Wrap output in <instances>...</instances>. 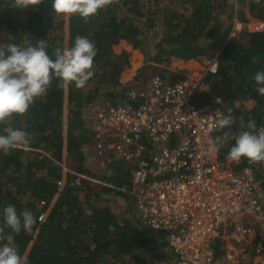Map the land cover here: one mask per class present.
Returning <instances> with one entry per match:
<instances>
[{
	"label": "trees",
	"instance_id": "1",
	"mask_svg": "<svg viewBox=\"0 0 264 264\" xmlns=\"http://www.w3.org/2000/svg\"><path fill=\"white\" fill-rule=\"evenodd\" d=\"M8 3L0 0V43L27 46L24 38L33 45L42 39L54 59L55 49L71 47L81 35L94 41L97 49L95 75L84 88L77 89L74 84L59 88L53 79L46 94L37 98L26 114L14 115L0 125V133L11 126L31 136L28 146L12 150L8 156L0 153V222L9 205L18 214L25 209L37 218L43 214L30 234L6 230L14 237L19 254L29 264H148L155 260L174 264L165 252L166 232L142 226L134 209L132 219L119 221L109 203L111 196L123 193L86 179L76 184L74 175L64 173L60 164L111 184H128L124 162L112 160L113 169L103 175L86 165L84 152L93 144L87 112L93 106L125 103L127 91L143 75V83L155 74L164 76L157 65L167 64L171 58L186 61L200 57L217 60L216 71H206L202 82L212 94L223 98L224 117L233 120L229 128L215 132L218 157L227 160L235 141L221 144L217 137L248 130L242 129L241 123L247 125L250 118L257 130L264 128V96L256 91L252 79L264 70V28L229 35L233 16L229 0H119L87 21L78 15L56 20L51 0L27 9L8 7ZM238 5L237 19L247 21V8L248 15L264 23V1L239 0ZM121 41L144 57V64L128 83L119 78L129 66V52L113 51ZM253 57L258 58L255 64ZM210 92L200 91L199 98L204 100ZM230 164L235 171L249 167L261 180L264 194V162L249 164L242 158ZM125 198L129 212L133 198Z\"/></svg>",
	"mask_w": 264,
	"mask_h": 264
},
{
	"label": "built area",
	"instance_id": "2",
	"mask_svg": "<svg viewBox=\"0 0 264 264\" xmlns=\"http://www.w3.org/2000/svg\"><path fill=\"white\" fill-rule=\"evenodd\" d=\"M229 3L236 8L239 0ZM246 26L234 17L232 35L249 30ZM205 64L206 71H216L215 59ZM201 85L202 77L174 80L155 74L130 88L125 103L87 112L93 144L91 153L84 152L85 163L108 155L124 162L128 184H111L58 164L76 184L86 179L133 198L135 219L166 232L174 264H264L261 180L249 167L235 171L229 160L218 157L215 115L224 117L225 104L212 93L201 100ZM154 262L148 264H162Z\"/></svg>",
	"mask_w": 264,
	"mask_h": 264
},
{
	"label": "clouds",
	"instance_id": "3",
	"mask_svg": "<svg viewBox=\"0 0 264 264\" xmlns=\"http://www.w3.org/2000/svg\"><path fill=\"white\" fill-rule=\"evenodd\" d=\"M42 2L43 0H9L8 7L27 9ZM118 2L119 0H51V12L55 14L56 20H67L78 15L87 21L96 16L99 10ZM24 39L27 46L13 42L0 43V125L7 124L14 115L26 114L35 100L46 94L53 79L58 81L59 88L74 84L77 89H82L95 75L94 58L97 49L94 41L89 38L77 35L71 47L55 49L54 59L47 53L44 40L33 45L27 38ZM257 62L258 58L253 57L252 63ZM252 79L257 85L256 91L264 96V70L257 71ZM215 118L221 129L233 124L230 118L219 117L217 114ZM245 127L248 130L240 131L235 136L225 134L222 138L217 137V142L221 144L228 139L235 141L226 159L236 163L241 162L242 158L249 164L264 162V128L257 130L256 123L251 118L247 125L241 123V128ZM30 141V134L22 128L5 127L0 133V153L8 156L12 150L28 146ZM36 223L37 217L30 210L25 209L18 214L14 206L9 205L3 209V219L0 222V264H29L28 259L19 254L14 237L6 230L15 234H20L21 231L30 234Z\"/></svg>",
	"mask_w": 264,
	"mask_h": 264
},
{
	"label": "rangeland",
	"instance_id": "4",
	"mask_svg": "<svg viewBox=\"0 0 264 264\" xmlns=\"http://www.w3.org/2000/svg\"><path fill=\"white\" fill-rule=\"evenodd\" d=\"M239 6V5H238ZM238 6L236 8H234V5H232V9H233V16H232V26H233V21H234V17H236L237 15V9ZM244 13L247 16V21L242 22V26L245 27L247 29V25H249V30H247L248 32H252V31H256L258 29H263L264 28V23H262L259 20L254 19L253 17H251L250 15L247 14V8L244 9ZM224 16V17H223ZM223 19L225 18V15H223ZM237 18V17H236ZM239 20V19H238ZM228 24V20H226L224 22V25ZM231 26V30H230V35H232L233 32V28ZM159 30L161 29V27L158 28ZM239 31V30H238ZM236 31V32H238ZM234 36V35H232ZM113 51L115 53H120L121 51H126L129 52V66L126 67L121 75L119 80L122 83H128L131 82V80L133 79L134 75H136L139 72V69L142 67V65L144 64V57L141 51L139 50H135L132 49L131 46L129 44H127L125 41H121L119 44L115 45L113 47ZM175 58H171L169 60V62L167 64H161V65H157L159 68H161V70L159 72H161L162 75L171 78V79H182V78H199V77H203V75L206 72V68L207 65L205 64V62L207 61V58L205 57H200L198 59H194L196 61V63L194 65L191 66H186L178 61H176L175 63H173ZM144 75L141 77V79L139 81H137V83L134 85V87H138L140 85V83L143 81ZM200 91H208L210 92V89L207 87V85L200 87ZM211 93V92H210ZM206 95L203 96V99H206ZM247 106L250 105V101L246 102ZM94 105V103L92 104ZM94 107V106H93ZM91 109V108H90ZM91 150V148L86 149L85 153L89 152ZM92 152V150L90 151V153ZM109 159V162L107 161ZM100 161H104V164L108 167H106L105 169H103V165L100 163ZM92 164L89 166L91 169H93L92 171H94L96 174L98 175H103L105 174L107 171L112 170L113 168V162L111 161L109 155L106 156L105 158L102 159H94L91 160ZM63 165H65L67 168L71 167L68 164L63 163ZM111 203H109L110 208L118 215L119 217V221H123L124 219H132L131 218V211H133V204H131L130 206V210L129 212H127V208H128V202L125 198V195H113L110 197ZM262 203H263V207H264V194L262 196ZM255 225H253L254 227ZM166 253H169L170 257L173 258V252L172 249L166 245V249H165ZM152 254H149V257H151ZM157 261V260H155ZM158 263H162L165 264L166 262L162 261H157ZM151 263V262H149ZM152 263H155L154 261Z\"/></svg>",
	"mask_w": 264,
	"mask_h": 264
},
{
	"label": "crops",
	"instance_id": "5",
	"mask_svg": "<svg viewBox=\"0 0 264 264\" xmlns=\"http://www.w3.org/2000/svg\"><path fill=\"white\" fill-rule=\"evenodd\" d=\"M176 61H178V62H180L186 66H191V65H194L196 63V61L194 59L184 61V60L175 58L173 63H175ZM92 108H94V107H92Z\"/></svg>",
	"mask_w": 264,
	"mask_h": 264
}]
</instances>
